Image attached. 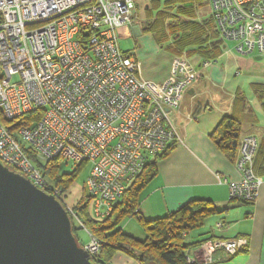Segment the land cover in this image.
Masks as SVG:
<instances>
[{
  "label": "built area",
  "instance_id": "2783aa9c",
  "mask_svg": "<svg viewBox=\"0 0 264 264\" xmlns=\"http://www.w3.org/2000/svg\"><path fill=\"white\" fill-rule=\"evenodd\" d=\"M211 5L218 34L235 42L238 55H264V0ZM135 15V0H0V162L58 198L81 225L63 190H47L38 162H90L86 187L93 214L108 217L148 158L179 140L171 114L201 76L176 56L165 81L143 78L141 60L122 50L117 34ZM29 113L36 117L20 123ZM258 150L257 135L240 138L233 163L241 179L222 180L231 199H257L264 183L254 172ZM135 214L141 215L139 206ZM247 244L243 237L208 239L196 248L205 257L188 261L208 264L215 251L234 255ZM86 247L96 254L100 244L92 237Z\"/></svg>",
  "mask_w": 264,
  "mask_h": 264
},
{
  "label": "crops",
  "instance_id": "0c3cea01",
  "mask_svg": "<svg viewBox=\"0 0 264 264\" xmlns=\"http://www.w3.org/2000/svg\"><path fill=\"white\" fill-rule=\"evenodd\" d=\"M197 17L199 23L191 25L195 37L183 48L178 47L182 48L178 56L200 69L201 76L187 89L179 109L171 114L179 140L169 143L175 145L158 161V173L140 193L139 207L142 216L151 219L165 216L191 199L211 200L223 212L208 218L207 229L203 225L201 230L189 232L186 241L243 237L248 244L238 253L231 255L219 249L208 264H264V183L254 203L230 199L229 186L222 180L236 182L241 174L231 153L221 146L218 133L222 121L233 118L238 122L239 140L245 135H257L259 150L254 172L264 177V55H238L235 42L218 34L214 18L209 26L203 15ZM148 18L139 21L136 2L134 22L122 27H128V35L131 33L132 51L142 62L141 76L163 82L170 75L177 53L171 47L187 39L183 31H178L173 41L169 36L171 41L165 48L161 43L166 37L162 41L154 38L151 32L156 34L159 28ZM165 27L164 23L159 34ZM194 28L200 29L199 35ZM221 221L225 226L219 229L216 225ZM120 253L114 256L113 264H137Z\"/></svg>",
  "mask_w": 264,
  "mask_h": 264
},
{
  "label": "trees",
  "instance_id": "16d2710c",
  "mask_svg": "<svg viewBox=\"0 0 264 264\" xmlns=\"http://www.w3.org/2000/svg\"><path fill=\"white\" fill-rule=\"evenodd\" d=\"M193 25L195 24L193 23ZM183 29V35L186 37L187 42L181 40L179 43L177 42V45L175 44L173 48H176V56L180 55L183 46L191 42L193 39L192 37H195V35L192 36L191 34V26L187 28V25H185ZM197 30L200 29L194 28L196 36L200 34ZM156 31L158 33V40L162 41L163 37L159 36L160 29H156ZM178 47L182 48L180 49ZM31 117L36 116L34 113L23 115L20 117V123H22L24 119H29ZM0 118L4 120L1 113ZM218 133L221 135V146L231 153L230 156L233 159L237 154L239 142L238 122L233 118H225L219 126ZM174 145L175 144L172 143L168 145L164 152L148 158L143 171L125 190L123 198L115 204L112 213L104 219L96 218V220L90 216L88 204H92V197L85 184L87 194H84L78 205L70 207L82 222V225L78 223L79 226L88 232L91 239L94 237L100 244L99 251L96 254H92L93 262L96 264H112V260L116 253L123 252L133 258L137 264H191L187 259L189 251L196 249L201 243L208 240H200L198 242L186 241L189 232L201 228L209 217L223 212L211 200L191 199L167 215L151 219L144 218L142 212L141 215L135 214V209L139 206L140 193L158 173V161L168 155ZM59 160H61V157L45 163L38 162L37 165L48 183L47 190H49V188L51 189L53 185L61 188L63 190L62 198L64 203H66L65 192L73 182L74 174H64L57 177L56 170ZM83 163L86 162H80V164ZM48 177L54 180V184L49 182ZM254 202L255 201L247 203ZM64 206L66 207V205ZM127 216L138 217L146 233L145 239H136L119 227L120 221ZM70 217L72 219L73 231L76 235L78 227H76V223L74 222L77 219L74 215H70ZM237 238L238 237L233 239ZM211 239L227 240L221 238ZM196 264L203 263L197 262Z\"/></svg>",
  "mask_w": 264,
  "mask_h": 264
},
{
  "label": "water",
  "instance_id": "95a60500",
  "mask_svg": "<svg viewBox=\"0 0 264 264\" xmlns=\"http://www.w3.org/2000/svg\"><path fill=\"white\" fill-rule=\"evenodd\" d=\"M0 264H96L63 203L2 162Z\"/></svg>",
  "mask_w": 264,
  "mask_h": 264
},
{
  "label": "rangeland",
  "instance_id": "374dc122",
  "mask_svg": "<svg viewBox=\"0 0 264 264\" xmlns=\"http://www.w3.org/2000/svg\"><path fill=\"white\" fill-rule=\"evenodd\" d=\"M136 2L138 5L139 21H142L144 20V18L149 17L150 19L148 18L147 21L150 20L152 22H155L156 27H158L159 29H161L164 23L166 24L165 29L159 34L160 37H166V41L161 43V45H164L165 48L169 47V41H171L169 39V36H171V39L173 41L174 38L179 34L178 31L184 30L183 28L185 25H187V28H189L191 25H193V23H199L197 16L203 15V19L208 21L209 26L213 24V17L211 16L212 0H136ZM147 4H149V8L146 7ZM127 29L128 27H122L118 30V38H120L119 45L125 52H129L134 49V43L129 37L131 33L128 35ZM151 33L154 38L158 34H155L153 31ZM171 49L173 50V46L171 47ZM17 79L18 77L14 76V81H16ZM57 165V177L64 174H74L73 182L65 192V198L66 203L69 206L75 207L82 200L84 194H87L85 190V184L88 175L92 169V164L90 162L80 164V162L70 161L66 160L65 158H61ZM49 178L50 177H48L49 182L54 184V180ZM88 211L90 216L93 219H96L93 214L91 203L88 204ZM208 222L209 220L207 219L203 227H206ZM74 223H76V227H78L76 231L77 238L83 246H86L91 239L90 235L84 228H81L79 226V222L77 220ZM119 227L124 229L126 233L130 234L136 239L143 240L146 238L145 230L141 225L140 221L138 220V217L127 216L122 221H120ZM207 228L208 226L205 229ZM198 230L201 229L198 228L197 231ZM194 237L197 236L194 235ZM198 249L190 250L189 256L192 255L197 258H201L203 256L205 257L204 250ZM120 254L124 257L125 255H127L123 252ZM116 260L118 262L119 258H117Z\"/></svg>",
  "mask_w": 264,
  "mask_h": 264
},
{
  "label": "clouds",
  "instance_id": "9594fccd",
  "mask_svg": "<svg viewBox=\"0 0 264 264\" xmlns=\"http://www.w3.org/2000/svg\"><path fill=\"white\" fill-rule=\"evenodd\" d=\"M64 205V204H63ZM66 208V207H65ZM70 215V214H69ZM86 247V246H85ZM87 248V247H86ZM92 255V254H91Z\"/></svg>",
  "mask_w": 264,
  "mask_h": 264
}]
</instances>
